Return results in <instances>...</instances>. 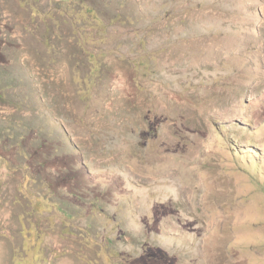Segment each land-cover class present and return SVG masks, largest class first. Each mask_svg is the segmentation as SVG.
I'll return each instance as SVG.
<instances>
[{
  "label": "rangeland",
  "instance_id": "1",
  "mask_svg": "<svg viewBox=\"0 0 264 264\" xmlns=\"http://www.w3.org/2000/svg\"><path fill=\"white\" fill-rule=\"evenodd\" d=\"M79 1L0 0V264H264V0Z\"/></svg>",
  "mask_w": 264,
  "mask_h": 264
},
{
  "label": "trees",
  "instance_id": "2",
  "mask_svg": "<svg viewBox=\"0 0 264 264\" xmlns=\"http://www.w3.org/2000/svg\"><path fill=\"white\" fill-rule=\"evenodd\" d=\"M60 3L64 4L61 7V12L63 15L66 14V11L69 12L71 21L70 23L75 26V22H82L84 21L85 24L82 26H78L81 28H84L85 26H90L92 28H101L105 26L104 22L99 18L97 13L94 11L93 8H91L88 4L82 3L79 0H59ZM76 5V6H74ZM78 6V7H77ZM30 11H33L34 13H38V9H36L34 6H29ZM65 13V14H64ZM94 33V32H93ZM81 36V43H86V39L83 37L86 35V32L79 33ZM48 45V43H45ZM87 55H89V62L90 66L88 69V72L83 77V80H88L92 77H94L99 71H101L100 63L98 62L97 57L91 53L87 52ZM24 182L19 183V190L25 195L28 194L30 196H33L31 192L28 190L27 186ZM35 200L31 199L28 195V205H29V213L33 214L34 216H37L41 213L40 205L42 202V195L38 192L34 193ZM29 197V198H28ZM43 231L33 227L32 225L23 226L21 227L20 234L22 236V243L21 246L18 248L16 253H14L12 257V263L13 264H46L47 260H45V257L42 252L40 251V245L42 243V235Z\"/></svg>",
  "mask_w": 264,
  "mask_h": 264
}]
</instances>
